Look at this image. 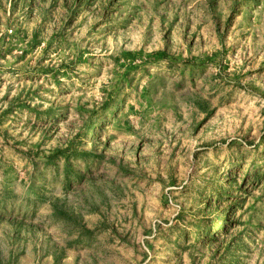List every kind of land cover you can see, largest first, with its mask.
Listing matches in <instances>:
<instances>
[{"label": "rangeland", "instance_id": "obj_1", "mask_svg": "<svg viewBox=\"0 0 264 264\" xmlns=\"http://www.w3.org/2000/svg\"><path fill=\"white\" fill-rule=\"evenodd\" d=\"M0 264H264V0H0Z\"/></svg>", "mask_w": 264, "mask_h": 264}, {"label": "trees", "instance_id": "obj_2", "mask_svg": "<svg viewBox=\"0 0 264 264\" xmlns=\"http://www.w3.org/2000/svg\"><path fill=\"white\" fill-rule=\"evenodd\" d=\"M111 111H112V109H111ZM96 123H97V121H94L93 123H91V128H92V126H95ZM91 128L89 130H91ZM228 222H229V220H228V218H226L225 223L227 224ZM211 233L212 232H210L209 230H207L206 233H205L206 237H210Z\"/></svg>", "mask_w": 264, "mask_h": 264}]
</instances>
